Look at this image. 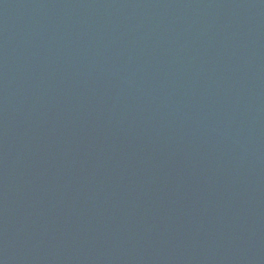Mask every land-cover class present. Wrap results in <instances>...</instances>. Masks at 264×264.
Instances as JSON below:
<instances>
[{
	"label": "water",
	"instance_id": "water-1",
	"mask_svg": "<svg viewBox=\"0 0 264 264\" xmlns=\"http://www.w3.org/2000/svg\"><path fill=\"white\" fill-rule=\"evenodd\" d=\"M263 240L264 0H0V264Z\"/></svg>",
	"mask_w": 264,
	"mask_h": 264
}]
</instances>
